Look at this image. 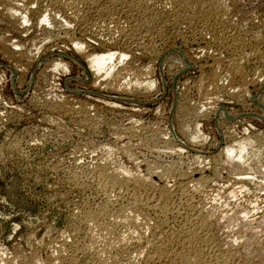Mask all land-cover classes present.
<instances>
[{
    "label": "rangeland",
    "instance_id": "374dc122",
    "mask_svg": "<svg viewBox=\"0 0 264 264\" xmlns=\"http://www.w3.org/2000/svg\"><path fill=\"white\" fill-rule=\"evenodd\" d=\"M225 2L236 28L249 36L262 33L264 37V0ZM48 5L47 1L33 5L31 22L20 32L7 23L0 7V40L4 36L12 40L5 50L14 52V42L28 47L35 38L38 50L34 51L35 60L29 62L10 56L11 52L0 45V260H12L19 253L25 261L18 262L24 264H94L96 252L89 249L94 228L83 215L99 209L103 199L84 176L101 167H107L110 174H128L132 184L149 180V172L155 167L160 172L173 168L185 172L186 177L199 170V175L210 180L205 191L194 195L196 201L209 195V207L225 203L235 206L238 202L257 206L259 217L264 213V191H254L258 183L264 185V147L260 149L259 143L251 147L252 160L261 170L249 171L254 181L247 182V190L232 199L224 191L233 187L239 176L221 158L214 159L236 140L263 134V66L255 62L245 66L251 80L246 92L239 89L237 78L224 77L225 86L232 85L241 94L238 98L219 91L213 100H206L201 93L215 66L209 57L214 52L209 40L188 29L181 39L168 27L164 38L156 35L141 41L129 31L122 14L121 27L128 34L124 37L114 24L97 29L95 21L101 22L102 17L84 7L76 18L70 10L60 13L63 20L74 18L68 34L52 25L46 32L44 26L36 25ZM82 18L86 21L83 25L77 23ZM111 35L116 42L107 40ZM70 38L79 40L90 54L106 50L126 53L129 57L125 62L134 72L127 79L132 82L129 90L118 92L107 88L102 79L100 82ZM185 175L153 181L159 186L167 184L178 201L181 188L193 184ZM129 229L118 227V232ZM150 234L145 236L150 239ZM144 238L141 245L137 239L139 244L127 247L130 253L121 252L120 260L125 262L145 249L148 239ZM140 257L135 256V264H144Z\"/></svg>",
    "mask_w": 264,
    "mask_h": 264
},
{
    "label": "bare ground",
    "instance_id": "6f19581e",
    "mask_svg": "<svg viewBox=\"0 0 264 264\" xmlns=\"http://www.w3.org/2000/svg\"><path fill=\"white\" fill-rule=\"evenodd\" d=\"M45 1L49 2V7L47 6L48 8L45 10L42 9L44 10L43 12L39 11L40 15L36 27L39 26L40 28L44 26L43 30L46 32L47 27L52 25L59 28V30H64V32H66L64 34H68L71 31L72 23L70 20L74 18L63 20L59 17L60 13L62 12L64 14L63 11L70 10L72 12V17H75L79 14L81 10L80 7H84L89 10L90 13L101 16L102 19L103 17L107 18H105L106 20L101 19V22L95 21L96 24H94V26H98L97 29H101L103 26L112 28L111 25L114 24V27H116L119 33L124 35V37L125 35L128 36V34L125 27H121L119 15L122 16V14L126 19V24H128L127 27L130 29L129 31H131L133 36L139 37L137 39L141 41H150L154 39L156 35L163 36L168 27H171L181 39L185 38V29H188V31L191 30V33H196L202 39L209 40L210 46L214 49V52L212 51L213 53L209 57H212L215 66L214 69L212 68L213 71L211 74H208L209 77L206 78V85L201 93V97H205L206 100H213L212 97L219 91H222V93L227 91L231 95H234L233 98H238L240 93H236L237 89L233 88L232 85L230 87L225 86L224 77L237 78L240 81L239 89L244 91L251 81L245 71V66L255 62L256 64H260L258 66L264 67L263 34L258 33L249 36L243 29L236 28L230 15L228 16L227 14L228 9L225 0H0V7L4 12L2 14L8 19L7 23L9 22L15 31L20 32L26 30V27H28V24L31 22L30 14L33 13V5ZM80 16L82 17V15ZM79 21L82 25L86 22L85 18L78 20L77 23H79ZM111 30L113 29L109 31L111 32ZM125 31L126 34H124ZM129 31L128 33H130ZM196 34L194 36H196ZM114 35H111L112 37L107 40L112 41L111 38L113 39ZM56 36H58V34H56ZM4 37L0 40V45L4 50H8L7 44L12 42V40H9L11 38L8 36H6L8 38ZM70 39L76 46L75 48H77L78 52L88 61L89 69L94 71L98 80L102 79L104 81L103 84H105L107 88L115 89L118 92L119 90L126 91V88H130L132 82L127 79L130 75H133L134 72H132V68L125 62L129 57L126 53L106 50L101 53L90 54L79 40H75L74 38ZM104 40L105 39H103V42ZM30 42L31 45L28 44V47L19 42H14L12 43V47L15 46L14 52L9 51L11 52L9 53L7 50L5 51H7L10 56H17L16 58H23V60H29L30 62L37 57L35 56L37 53H34L37 47L36 38L30 40ZM114 42H116V40H114ZM37 51L38 50L35 52ZM57 66L58 65L54 67ZM220 69H222L224 73H222ZM141 73L140 71V74ZM233 89H235V91H233ZM255 143H259L260 145L257 144V146L263 149L261 146L264 147V132L261 135L255 134L254 136L236 140L234 144L226 146L220 155L214 158L215 160L221 158L224 161L223 164L229 165L232 172L234 171V173L239 176L237 179L238 181H236L237 183H235L233 187H227L228 189L225 188L226 190L224 193L226 192L230 198H235L236 194L238 195V193L245 192L247 190L245 188L247 182L254 181L249 171L259 172V170H261L258 164L253 162L252 159L254 155L250 153V149L256 145ZM219 161L221 162V160ZM106 168H96V170L85 173L84 176L87 178V184H89V186H94L98 196L102 197L101 201L103 199V204H101L99 209L95 212L87 211L86 214L83 215V218L84 216L86 218L84 221L93 224L94 228V232L92 231L90 235L91 245L89 248L93 252H96L94 264H135L136 255L141 256L138 259L142 258L141 260L144 264H264V213L259 217L257 213L259 209L257 206L246 207L238 204V202L237 205L233 206L227 201V203L232 206H230V208L226 203L224 206H220L221 204H217V206L211 203L214 205L209 207L210 199L207 197L209 195H204L199 201H196L194 195L200 194L204 188H208L210 180L203 174L199 175V170L194 171L190 177L187 173L186 177L185 172H177L172 167V169H166L161 172L159 170L157 171L155 167L156 169L153 168L150 172L148 170L151 174V176L150 174L149 176L146 175L149 178L151 177L149 180L143 178L137 180L136 184H132L128 174L123 175L119 172L118 174H116V172L110 174L107 171L108 168ZM171 175H179V177L181 175L184 177L185 175V177H189L191 183H193L191 186H184V184V187H182V185L180 186L182 188L179 193V198L177 197L178 201H176V198H173L174 195L171 194L167 184L159 186L158 183L156 184V182L153 181V178L158 177L163 179ZM185 180L184 178V181ZM254 191L263 192L264 185L258 183ZM151 218L154 219L155 224L151 222ZM118 227H123V230L129 227L131 231L129 229L126 233L125 231L123 233V230H121L122 232H118ZM149 232L152 233V235L150 234V236H152L151 238L149 237L150 239L146 237V234ZM144 237L148 239L145 247H143L145 249L141 251L138 250L137 253L134 250L136 255H130V257L128 254L130 258L125 262H123V259L120 260L121 257L119 258V256L121 252L125 250L128 251L127 247H129V245L131 247V244L134 242L136 243L137 239H140L138 241L140 243L141 239ZM139 243H136V245ZM138 247L141 249L139 245ZM138 247L136 248L138 249ZM18 254H16L17 258L15 256L16 259L13 258L15 261L13 259H1L0 264H14V262H18L19 259L25 261L24 257H22L24 259L21 258L23 254ZM33 261L35 260L33 259ZM22 263L18 262V264ZM26 263L29 264L31 262Z\"/></svg>",
    "mask_w": 264,
    "mask_h": 264
}]
</instances>
